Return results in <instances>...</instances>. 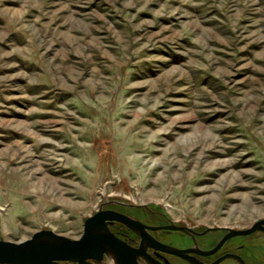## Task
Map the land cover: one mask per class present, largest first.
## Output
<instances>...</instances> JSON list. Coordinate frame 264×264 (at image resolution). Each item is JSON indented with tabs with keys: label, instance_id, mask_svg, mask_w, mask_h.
<instances>
[{
	"label": "rangeland",
	"instance_id": "obj_1",
	"mask_svg": "<svg viewBox=\"0 0 264 264\" xmlns=\"http://www.w3.org/2000/svg\"><path fill=\"white\" fill-rule=\"evenodd\" d=\"M107 208L264 217V0H0V239Z\"/></svg>",
	"mask_w": 264,
	"mask_h": 264
},
{
	"label": "flooded vegetation",
	"instance_id": "obj_2",
	"mask_svg": "<svg viewBox=\"0 0 264 264\" xmlns=\"http://www.w3.org/2000/svg\"><path fill=\"white\" fill-rule=\"evenodd\" d=\"M115 211L133 218L140 225L139 229L121 220L107 221L110 230L125 246L120 249L118 256L110 252L115 256V260L104 254L101 259L88 258L84 262L78 260H59L58 262L71 261L70 264H264V243L260 245L254 242V245H259L258 247H251V244L247 246V237L257 232L264 235V223L260 229L252 233L229 236L230 228L217 230L216 227H210V229L198 231L187 226L185 229H172L165 227L171 225L170 223H151L128 212L117 209ZM218 231H221V234L210 235L211 232ZM219 244L220 247L217 248Z\"/></svg>",
	"mask_w": 264,
	"mask_h": 264
},
{
	"label": "water",
	"instance_id": "obj_3",
	"mask_svg": "<svg viewBox=\"0 0 264 264\" xmlns=\"http://www.w3.org/2000/svg\"><path fill=\"white\" fill-rule=\"evenodd\" d=\"M110 219L121 220L140 229L139 223H136L137 221L133 218L115 210L100 209L85 220L84 231L79 238L65 236L52 229H41L24 240L0 239V263L52 264L58 263L59 260L84 262L88 258L101 259L108 252L118 256L120 249L125 246L110 230L107 224ZM263 223L264 218L256 221L250 228H230L229 236L252 233L260 229ZM165 227L186 228V226L172 224Z\"/></svg>",
	"mask_w": 264,
	"mask_h": 264
},
{
	"label": "bare ground",
	"instance_id": "obj_4",
	"mask_svg": "<svg viewBox=\"0 0 264 264\" xmlns=\"http://www.w3.org/2000/svg\"><path fill=\"white\" fill-rule=\"evenodd\" d=\"M110 257L113 258L114 260L116 259L114 255L110 254Z\"/></svg>",
	"mask_w": 264,
	"mask_h": 264
}]
</instances>
